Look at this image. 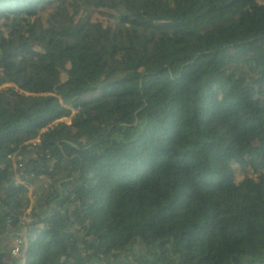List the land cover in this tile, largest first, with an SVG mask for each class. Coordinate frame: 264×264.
<instances>
[{
	"label": "trees",
	"instance_id": "16d2710c",
	"mask_svg": "<svg viewBox=\"0 0 264 264\" xmlns=\"http://www.w3.org/2000/svg\"><path fill=\"white\" fill-rule=\"evenodd\" d=\"M11 237L21 264H264V3L0 0V264Z\"/></svg>",
	"mask_w": 264,
	"mask_h": 264
},
{
	"label": "built area",
	"instance_id": "2783aa9c",
	"mask_svg": "<svg viewBox=\"0 0 264 264\" xmlns=\"http://www.w3.org/2000/svg\"><path fill=\"white\" fill-rule=\"evenodd\" d=\"M15 170L18 169V165L14 166ZM23 249V243L21 239L16 238V237H11L9 238L2 246L1 250L2 251H8L13 260L16 262H22L25 258V255L22 251Z\"/></svg>",
	"mask_w": 264,
	"mask_h": 264
},
{
	"label": "rangeland",
	"instance_id": "374dc122",
	"mask_svg": "<svg viewBox=\"0 0 264 264\" xmlns=\"http://www.w3.org/2000/svg\"><path fill=\"white\" fill-rule=\"evenodd\" d=\"M260 3H264V0H259ZM148 52H147V59H146V63L143 66L144 69H148V68H153L155 67L157 64L161 63L160 60L158 59V53L156 51V49L154 47H152V45L147 46ZM29 196L31 199H33L32 195H31V191H32V186L29 187ZM29 209L25 210L23 213V221L25 223L29 222L30 220V215L28 214ZM15 264H21V262H16Z\"/></svg>",
	"mask_w": 264,
	"mask_h": 264
}]
</instances>
